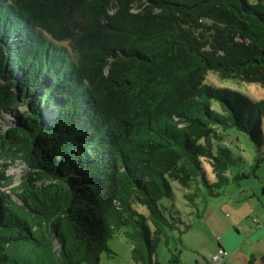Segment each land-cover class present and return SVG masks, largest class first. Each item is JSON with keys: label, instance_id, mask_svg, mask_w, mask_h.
Returning <instances> with one entry per match:
<instances>
[{"label": "trees", "instance_id": "1", "mask_svg": "<svg viewBox=\"0 0 264 264\" xmlns=\"http://www.w3.org/2000/svg\"><path fill=\"white\" fill-rule=\"evenodd\" d=\"M208 72L264 88V0H0V264H99L113 237L180 264L198 207L261 163L222 137L260 146L264 101Z\"/></svg>", "mask_w": 264, "mask_h": 264}, {"label": "rangeland", "instance_id": "2", "mask_svg": "<svg viewBox=\"0 0 264 264\" xmlns=\"http://www.w3.org/2000/svg\"><path fill=\"white\" fill-rule=\"evenodd\" d=\"M67 44H63L66 46ZM204 84L212 88L229 89L238 92L252 102L264 101V88L257 84H247L233 79H221L217 73L208 72L205 76ZM216 106V104H215ZM22 110V109H20ZM5 127L7 125H4ZM261 144L260 146L252 142L244 132L228 130L223 134L222 143L230 149L234 157L242 160L239 170L250 172V167L254 165V160L261 159L260 165L255 170V176L250 175L246 180H241L238 189L235 184H228L223 193L217 197L210 198L206 205L198 207L203 215V220L198 221L194 217L184 216V220L194 222L195 228L188 233L181 235L190 240L193 253L199 258H208V252L212 245L215 254L216 242L223 233L228 232L231 236L232 247L238 251L235 255H223L224 264H247L251 255L252 264H261L260 257L264 255V197L261 188L264 186V120L260 126ZM26 173L25 166L20 162L9 164L6 175L14 177V186L19 184V178ZM174 208L188 213L186 204L182 200L176 186ZM246 198V200H245ZM197 233L201 235L196 237ZM107 248L111 254L103 253L100 256L99 264H129V244L122 237H113L107 243ZM224 251V250H223ZM192 257L193 254L185 253ZM168 253L165 247L157 250V259L160 264L167 262ZM85 264V263H81Z\"/></svg>", "mask_w": 264, "mask_h": 264}, {"label": "crops", "instance_id": "3", "mask_svg": "<svg viewBox=\"0 0 264 264\" xmlns=\"http://www.w3.org/2000/svg\"><path fill=\"white\" fill-rule=\"evenodd\" d=\"M238 189H240V190L242 189V191L244 192L242 186H238ZM261 193H262L261 196L264 197V186L261 188ZM245 200H246V198H245ZM202 220H203V218L199 221L201 222ZM199 221L197 222V224L199 223ZM194 228H195V224L191 230H193ZM200 235H201L200 233H197L196 237L199 238ZM230 236L231 235L228 232H226V233H223V235H221L219 239H215V242H216L215 252L217 250H219V247L222 248L226 254V258H228L229 255L230 256L235 255L238 251L236 248L232 247V245H231L232 239ZM181 242L183 244L184 249L182 250L181 263L180 264H209L210 256L213 254V248H214L213 245L208 252L209 257L205 259V258H199V256L196 253H193L195 251H193V249L189 245V244H191L190 240L186 239L185 237H182ZM185 253L186 254L191 253L193 255H192V257H190V256L185 255ZM225 261H226V259L223 261L222 264H224Z\"/></svg>", "mask_w": 264, "mask_h": 264}, {"label": "built area", "instance_id": "4", "mask_svg": "<svg viewBox=\"0 0 264 264\" xmlns=\"http://www.w3.org/2000/svg\"><path fill=\"white\" fill-rule=\"evenodd\" d=\"M224 253L223 249L217 250L214 255L210 256L209 264H222Z\"/></svg>", "mask_w": 264, "mask_h": 264}, {"label": "water", "instance_id": "5", "mask_svg": "<svg viewBox=\"0 0 264 264\" xmlns=\"http://www.w3.org/2000/svg\"><path fill=\"white\" fill-rule=\"evenodd\" d=\"M23 164V163H22ZM24 165V164H23ZM25 166V165H24ZM25 168H26V166H25ZM26 172H27V168H26ZM55 247H57V245H55Z\"/></svg>", "mask_w": 264, "mask_h": 264}]
</instances>
